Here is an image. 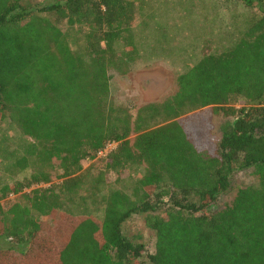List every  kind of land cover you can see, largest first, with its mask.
<instances>
[{
    "label": "trees",
    "instance_id": "1",
    "mask_svg": "<svg viewBox=\"0 0 264 264\" xmlns=\"http://www.w3.org/2000/svg\"><path fill=\"white\" fill-rule=\"evenodd\" d=\"M235 1L256 20L134 117L114 108L110 71L145 63L135 0H0V124L24 140L0 166V264H141L144 245L124 234L135 216L156 233L149 264H264V0ZM248 170L257 183L217 208Z\"/></svg>",
    "mask_w": 264,
    "mask_h": 264
},
{
    "label": "rangeland",
    "instance_id": "2",
    "mask_svg": "<svg viewBox=\"0 0 264 264\" xmlns=\"http://www.w3.org/2000/svg\"><path fill=\"white\" fill-rule=\"evenodd\" d=\"M29 1L33 4H42L51 0ZM135 2L138 9L135 32L145 63L126 76L119 75L115 70L110 71L114 108L128 109L134 113V117L137 108L161 104L171 98L178 90L180 74L196 65L203 56L222 52L229 45L228 33L242 34L258 15L256 11L247 10L235 0H135ZM61 27L67 31L65 23H62ZM69 38L74 44L75 33L73 32ZM80 41L83 45L81 36ZM239 107H242V104ZM203 113L209 115L211 108L193 115ZM225 122L223 118L213 116L211 135L215 139L222 138V127ZM163 124L165 123H155L151 127L156 128ZM151 127L141 132L150 130ZM139 133L131 134L129 141L132 145ZM22 144L24 140L13 126L7 123L0 124L1 172L6 171L5 166L9 163L6 153L17 149L22 151ZM115 148L116 145H111L94 159L86 160L83 163V173L92 166L99 165ZM57 172L58 170L52 172V185L61 184L63 181L58 178L62 173ZM145 173V168L134 170L133 178L128 180L124 187L130 189L134 181L139 180ZM23 177L20 176V179ZM116 178L115 174H111L109 180L119 188V185L115 184ZM256 183L253 171L237 172L231 179L230 190L221 196L217 208L222 209L231 205L240 189ZM9 199L16 200L17 197L11 196ZM7 201L8 199L0 200V203ZM124 234L134 243L144 245L146 253L141 259V264H149V256L155 252L156 233L150 228L147 216H135L128 221L124 225Z\"/></svg>",
    "mask_w": 264,
    "mask_h": 264
},
{
    "label": "crops",
    "instance_id": "3",
    "mask_svg": "<svg viewBox=\"0 0 264 264\" xmlns=\"http://www.w3.org/2000/svg\"><path fill=\"white\" fill-rule=\"evenodd\" d=\"M142 53V52H141Z\"/></svg>",
    "mask_w": 264,
    "mask_h": 264
}]
</instances>
